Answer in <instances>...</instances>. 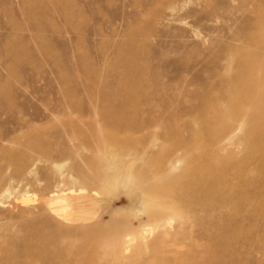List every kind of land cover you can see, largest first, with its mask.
Here are the masks:
<instances>
[{"label":"rangeland","instance_id":"obj_1","mask_svg":"<svg viewBox=\"0 0 264 264\" xmlns=\"http://www.w3.org/2000/svg\"><path fill=\"white\" fill-rule=\"evenodd\" d=\"M238 3L0 0V264L24 247L31 253L23 264H87L79 258L89 248L97 252L91 264H264V192L249 190L244 204L252 207L240 215L218 208L216 193L208 211L201 203L175 204L183 198L175 184L136 197L137 188L147 186L138 175L145 152L160 155L164 166L180 142L196 154L209 150L194 109L207 101L210 54L229 39L226 12ZM237 17L242 26L243 17ZM177 89L189 97L172 100ZM116 107L120 125L112 114ZM156 108L161 125L127 128L147 122ZM174 119L179 132H171ZM99 137L115 140L111 150L122 156L117 167L135 181L83 186L80 177L88 171L112 172L99 166ZM251 143L264 148V141ZM249 147L236 158L246 161L242 173L263 184L264 153L252 154ZM177 174L198 175L185 162ZM71 186H83L92 196L95 220L64 222L49 210L46 198ZM168 202L162 226H138ZM91 226L99 232L87 233ZM117 228L127 229L119 234L126 238L120 256L111 250Z\"/></svg>","mask_w":264,"mask_h":264},{"label":"bare ground","instance_id":"obj_2","mask_svg":"<svg viewBox=\"0 0 264 264\" xmlns=\"http://www.w3.org/2000/svg\"><path fill=\"white\" fill-rule=\"evenodd\" d=\"M238 1L237 5L232 6L226 12V20L232 23L231 27L227 28L230 34L229 39H226L220 48H216L210 54L211 90L206 95L207 101H201L194 109L197 116L201 118V132L210 143L209 150L196 154L189 143L180 142L182 148L164 161L165 171L161 168L164 166L160 162L162 159L160 155L156 157L157 155L153 153L145 152L140 158L144 167L141 166L138 175L144 184L147 183V186L140 185L137 188L136 197L138 199L144 198L152 191L159 192L175 184L180 186L183 194V198L174 200L175 204L201 203L204 210L208 211L211 210L213 203L211 195L216 193L219 197L216 203L218 208L229 207L233 209L235 215H240L250 211L252 207H245L244 202L248 196L252 194L261 196L264 192V181L263 184L260 181L255 183L247 176L246 171L242 173L246 161L236 158V155L242 151V147L249 143L252 145L249 147L252 154L257 153L262 157L264 153V148L251 143L252 141L258 143L264 141V108L260 106L264 102V0ZM238 15L243 17L242 26L237 24L240 21ZM157 80H159L158 76L155 81ZM165 88L167 85L163 84L162 89ZM0 93H2L1 89ZM189 95V92L177 89L176 97L171 96V98L174 100L189 97ZM171 107L172 105H168L167 109ZM160 113L161 109L156 108L150 112L147 122L127 125V128L139 131L146 130L150 126H159L161 125ZM112 114L120 125L122 115L119 108L116 107ZM176 120L174 119L171 132H179ZM245 120L249 121L246 125ZM186 130L194 132L190 126ZM91 137L86 136V139L89 140ZM97 139L100 140H95L96 151L102 154L99 166H105L112 172L107 174L101 168L94 172L88 171L80 177L83 186L106 185L105 187H108L114 180L119 181V186H122L135 181L133 173L125 175L121 168L117 167L122 161V156L115 155L111 150L110 144L115 140L113 138L103 140L100 137ZM12 157L8 155L9 159ZM197 157L202 158L200 163L196 162ZM210 159L215 163L213 166L208 165ZM184 162L192 163L198 175L177 174ZM154 169L160 170L158 176L154 174ZM195 184L199 185L197 189L193 187ZM83 186H71L67 193H52L46 198L49 210L64 222L85 224L95 220L98 215L97 210L94 209L96 205ZM249 190H252V194H249ZM171 204L168 202L150 211L145 220L138 223V226H162L166 211L171 208ZM184 211L190 212L189 208ZM192 213H194L193 210ZM99 230L93 226L85 229L90 234L98 233ZM126 231V228L115 230L116 237L112 240L111 250L116 255L120 256L126 252L124 246L126 238L119 235ZM30 250L31 247H24L21 253L11 255L8 264H23L24 260L30 257ZM86 253L83 258H79V262L91 264L97 252L89 248ZM45 258L48 259V255ZM77 263L78 259H74L70 264Z\"/></svg>","mask_w":264,"mask_h":264}]
</instances>
